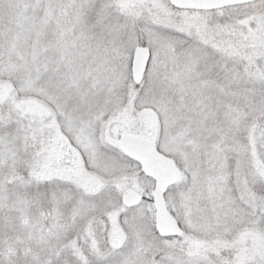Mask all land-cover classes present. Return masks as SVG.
Listing matches in <instances>:
<instances>
[{
  "label": "snow or ice",
  "instance_id": "obj_1",
  "mask_svg": "<svg viewBox=\"0 0 264 264\" xmlns=\"http://www.w3.org/2000/svg\"><path fill=\"white\" fill-rule=\"evenodd\" d=\"M0 264H264V0H0Z\"/></svg>",
  "mask_w": 264,
  "mask_h": 264
}]
</instances>
